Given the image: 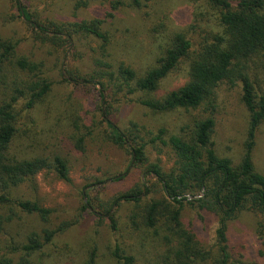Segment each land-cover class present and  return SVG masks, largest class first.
I'll return each mask as SVG.
<instances>
[{
	"label": "trees",
	"instance_id": "obj_1",
	"mask_svg": "<svg viewBox=\"0 0 264 264\" xmlns=\"http://www.w3.org/2000/svg\"><path fill=\"white\" fill-rule=\"evenodd\" d=\"M92 1L95 0H76L74 9H85ZM106 1L108 18L125 7L124 0ZM128 1L130 7L140 6V0ZM189 1L202 3L210 10L211 13L202 11L198 15L210 26L202 30L197 43L184 33L170 34L154 65L138 75L130 66L113 61V42L102 30L104 21L41 22L31 16L22 0H10L18 19L37 34L35 42L48 45L53 52L61 50L63 54L66 49L76 47V41L82 37L90 36L100 41L101 52L92 60V71L80 76L78 71L71 70L63 81L94 83L99 87V128L105 141L127 151L130 167L142 169L161 187L163 200L143 203V197H147L150 190L141 184V188L119 196L112 204L134 203L138 211L130 215L132 228L143 227L153 239H162L165 251L157 254L151 264H232L227 231L229 224L242 212H251L257 217L256 233L264 247V175L257 172L252 156L256 132L264 122V0ZM212 17L214 20H210ZM211 21H214L213 25ZM18 44L19 41L0 34V264H43V259L37 260L35 256L60 230L45 229L27 234L23 243L13 250L19 252L14 256L5 255L1 249V237L17 217L15 211L35 215L45 223L50 216V211L37 201L15 198L13 191L47 170L55 172L59 179L69 181L67 161L59 155L36 153L24 156L25 150L19 148L23 142L26 144L24 139L30 138L38 129L32 114L51 94L53 82L45 74L43 63L19 52ZM182 65L185 66V81L157 97L155 94L161 83ZM221 85L241 87V102L249 116L243 153L235 167L230 159L220 157L214 149L212 117L194 120L184 137L170 133L165 127L155 135H145L150 139L144 143L136 123L131 122L128 128L122 129L114 123L109 109L104 108L107 95L114 103H121L128 96L139 94L137 103L153 114L191 111L202 105L212 112L216 91ZM70 116L74 134H79L75 148L83 151V142L92 131L83 123L79 124L75 114ZM82 129L84 134H81ZM158 144L169 148L174 156L168 171L147 158L148 146L157 150ZM125 175L121 174L113 181H119ZM87 204L84 202L85 211ZM185 206L214 216L217 222L214 245L205 247L183 224L180 216ZM112 215L107 211L104 217L115 231ZM112 258L114 264H136L135 257L117 244ZM82 264H96L94 253Z\"/></svg>",
	"mask_w": 264,
	"mask_h": 264
},
{
	"label": "rangeland",
	"instance_id": "obj_2",
	"mask_svg": "<svg viewBox=\"0 0 264 264\" xmlns=\"http://www.w3.org/2000/svg\"><path fill=\"white\" fill-rule=\"evenodd\" d=\"M75 1L22 0L37 21H104L102 30L113 42V61L130 66L138 75L154 65L170 34L184 33L197 43L202 30L210 26L205 18L198 16L200 12L210 10L202 3L193 4L189 0H140L139 7H130L129 1L124 0L125 7L115 11L112 18L107 17L109 8L106 0L92 1L87 8L77 11L74 9ZM210 20H214L213 17ZM0 34L19 41L18 51L42 62L45 74L53 82L51 94L32 114L39 130L24 139L26 144L23 142L19 148L25 150L24 156L36 153L59 155L67 161L69 168V181L61 180L55 172L47 170L13 191L15 198L37 201L50 211V216L45 223L35 215L15 211L17 217L1 237L2 252L7 256L19 254L13 250L23 243L27 234L50 229L60 232L36 254L35 258L43 259V264H82L92 252L96 264H114L112 252L116 244L133 255L136 264L154 263L156 255L165 251L162 239H153L143 227L139 230L132 228L130 215L138 211L134 203L112 204L119 196L141 188V184L150 190L148 196L143 197V203L163 200L161 187L142 169L130 167L127 151L105 141L99 128V87L94 83L63 81L71 70L78 71L80 76L92 71V60L101 52L100 41L90 36L82 37L76 41V47L66 49L63 54L61 50L53 52L48 45L35 42L37 34L18 19L10 0H0ZM184 81L185 66L182 65L161 83L155 95L162 97ZM240 91L239 85H221L216 91L212 112L202 105L191 111L153 114L137 103L139 94L128 96L121 103H114L107 95L104 108L109 109L114 123L122 129L128 128L131 122L136 123L142 131L140 136L144 143L150 139L145 135H155L165 127L170 133L184 137L194 120L212 117L215 123L212 135L214 149L220 157L230 159L235 167L241 160L249 122ZM72 114H75V119L79 118V124L83 123L92 131L83 142V151L75 148L79 134H74L70 123ZM82 130L81 134H84ZM99 132L101 136H98ZM148 147V160L168 171L174 162L169 148L160 144L157 150H152L150 145ZM252 156L257 172L264 175V122L256 132ZM124 173L126 175L121 180L113 181ZM84 202L88 203L86 211ZM107 211L113 214L115 231L104 217ZM4 212L12 215L9 210ZM181 213V221L201 244L205 247L214 245L217 222L212 214L190 206H185ZM257 223L253 213L244 211L229 224L227 237L232 264H264L263 240L256 233Z\"/></svg>",
	"mask_w": 264,
	"mask_h": 264
},
{
	"label": "water",
	"instance_id": "obj_3",
	"mask_svg": "<svg viewBox=\"0 0 264 264\" xmlns=\"http://www.w3.org/2000/svg\"><path fill=\"white\" fill-rule=\"evenodd\" d=\"M199 198V197H198Z\"/></svg>",
	"mask_w": 264,
	"mask_h": 264
}]
</instances>
